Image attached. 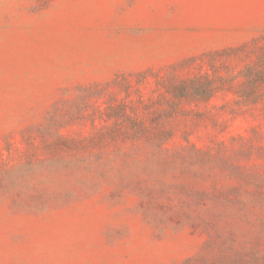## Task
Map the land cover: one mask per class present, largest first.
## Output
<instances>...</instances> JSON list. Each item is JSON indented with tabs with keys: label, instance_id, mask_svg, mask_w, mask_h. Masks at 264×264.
<instances>
[{
	"label": "rangeland",
	"instance_id": "obj_1",
	"mask_svg": "<svg viewBox=\"0 0 264 264\" xmlns=\"http://www.w3.org/2000/svg\"><path fill=\"white\" fill-rule=\"evenodd\" d=\"M0 264H264V0H0Z\"/></svg>",
	"mask_w": 264,
	"mask_h": 264
}]
</instances>
